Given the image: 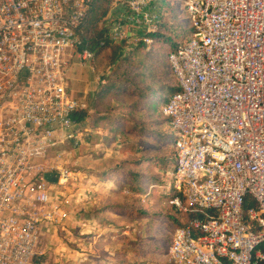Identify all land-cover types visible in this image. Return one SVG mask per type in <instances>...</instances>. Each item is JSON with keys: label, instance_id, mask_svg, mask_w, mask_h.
Here are the masks:
<instances>
[{"label": "built area", "instance_id": "built-area-1", "mask_svg": "<svg viewBox=\"0 0 264 264\" xmlns=\"http://www.w3.org/2000/svg\"><path fill=\"white\" fill-rule=\"evenodd\" d=\"M92 1L0 0V264H41L44 230L68 217L60 198L77 178L58 149L87 109L67 75L99 49L80 38ZM116 1L126 23L156 30L159 0ZM185 9L190 37L169 54L180 88L163 113L175 136L170 203L196 215L175 230L169 263L264 264V0ZM127 36L111 26V39Z\"/></svg>", "mask_w": 264, "mask_h": 264}, {"label": "trees", "instance_id": "trees-1", "mask_svg": "<svg viewBox=\"0 0 264 264\" xmlns=\"http://www.w3.org/2000/svg\"><path fill=\"white\" fill-rule=\"evenodd\" d=\"M97 1H92L85 24L79 31L83 45L92 49L99 48L92 64L95 72L103 73L106 81L97 91L98 112H102V106L107 105L106 102L112 97L119 99L126 94L133 99L120 108L134 115L139 114L137 117H131L105 111L98 114L97 122L110 123L115 129L121 127L132 135L134 141L130 147L139 155L120 166H115L111 173L119 174V185L122 189L127 187L132 192L146 195L148 198L151 192L149 186L163 183L161 176L154 169H167L175 163L174 143L170 142V136L173 134L171 121L163 113V106L180 88L170 66L169 54L177 44L188 39L186 36L191 33L190 19L187 14L186 23L176 15L169 17L165 16L167 13L160 12L157 29L146 33V36L152 39L151 44L148 45L142 39L129 46L126 40H110L109 24L100 20L107 15V7L113 0H106L105 9L100 14L91 16ZM86 110L76 114L75 118L83 121L87 115ZM148 114L152 116L148 117ZM176 193L171 190L167 195H154L153 198L157 200L155 202L160 208L151 213L123 204L105 206V210H113L121 215L148 218L147 235L136 243L134 248L129 249L128 253L140 254L143 262L146 258L155 259L165 255L175 229L184 226L196 215V212H179L170 203ZM141 248H144L143 251Z\"/></svg>", "mask_w": 264, "mask_h": 264}, {"label": "rangeland", "instance_id": "rangeland-1", "mask_svg": "<svg viewBox=\"0 0 264 264\" xmlns=\"http://www.w3.org/2000/svg\"><path fill=\"white\" fill-rule=\"evenodd\" d=\"M118 2L113 0L112 4L107 7V15L100 18L102 22L111 25L115 19L124 17L123 8H120V10L114 9L115 13L112 15L111 9ZM157 4L158 9L156 8L155 12L167 13L165 16L169 17L173 14L188 23L185 0H159ZM105 6L106 0H98L96 9H94L91 16L100 14ZM145 32L146 28L144 27L140 30V35H144ZM189 37L190 32L186 39ZM126 44L130 46L128 42ZM99 83L100 79H97L92 63L88 62L83 65L77 58L72 61L67 75L68 92L71 97L86 101L89 105L88 116L91 119H87L84 125L80 129L78 128L81 134H78L74 138L75 140L69 142L68 145H62L58 149L68 152L64 155L63 162L71 169L77 179H74L72 185L61 194L62 205L68 213L67 219L63 223H56L48 227L49 231L44 230L45 237L41 245V251L43 252L41 264H115L116 262L123 264H167L169 261L167 252L162 257L146 258L147 260L144 262L140 254L128 253L129 249L134 248L136 243L147 235V218L121 215L118 220L109 218L114 223L100 221L105 225L104 228L99 226L101 223L97 219L89 222L95 214H98L102 206L113 203L141 208L150 213L160 208L156 203H153L152 206L139 198L135 199L126 195L122 191L123 189L111 190L99 186V188H96L95 186L98 183L87 181L90 178L89 175L95 174L99 168L115 166L128 158L132 160L139 155L131 149L130 144L134 140L132 135L130 137L125 129L119 128V131L120 129L122 131H120V135L116 140L115 137L110 135L111 130L108 131V135L94 134L93 137L88 135L91 132L87 130L88 126L92 130V124L97 120L99 114V108L95 101L96 91L100 87ZM132 99L131 96L126 94L120 96L119 99L114 98L113 101L109 99L106 102L107 105L102 106V112L100 113L107 111L113 104L115 107H113L114 111L112 113L137 117L139 114L134 115L128 110L120 108L124 103L131 102ZM147 116L151 117L152 115L148 114ZM98 125L103 130L106 127L105 124ZM166 130L169 131V128ZM174 141L175 136L172 134L170 142L174 143ZM106 154H108L107 157ZM53 195L56 196L54 190ZM104 232L105 234L110 233L107 235L108 237L111 236L108 241L104 240ZM112 232L117 233L116 236H112ZM143 249L141 248V251ZM81 252L85 256L80 255Z\"/></svg>", "mask_w": 264, "mask_h": 264}, {"label": "crops", "instance_id": "crops-1", "mask_svg": "<svg viewBox=\"0 0 264 264\" xmlns=\"http://www.w3.org/2000/svg\"><path fill=\"white\" fill-rule=\"evenodd\" d=\"M120 8H123V14H124V17L122 18V19H115V21H113L112 23H111V25H109V28H110V30H109V32H108V34H109V38H110V31H111V26L112 25H114L116 22H120L121 24H122V28L123 29H125V30H127V33H128V36H127V38L126 39H124V40H126L128 43H130V45H132V44H134V43H136V42H138V41H140V40H142V39H144V36H146V33H147V30H146V32H145V34L144 35H140V30H142L145 26H139V25H137V24H134V25H130V24H128V23H126V17H127V15H128V8H127V5L124 3V2H118L117 4H115V7L113 8L112 7V9H111V12H112V15L115 13L114 12V9H117V10H120ZM157 9H158V5H157V7H156ZM110 40H112V41H115V42H120V41H123V40H113V39H111L110 38ZM98 52V51H97ZM93 63V62H92ZM94 69V68H93ZM95 71V70H94ZM96 73V72H95ZM103 73H96V75H97V79L99 80L100 79V86H101V84H103V83H105V81H106V79L103 77V75H102ZM100 88V87H99ZM98 91V90H97ZM97 91H96V94H95V101H96V104H97V101H98V99H97ZM93 99V98H92ZM113 97H112V101H113ZM91 100V99H90ZM86 102V101H85ZM87 104V103H86ZM113 107H115V106H113V104H112V106L111 107H109L108 108V110L107 111H109L110 113H112L114 110H113ZM88 110H89V105L87 104V115L85 116V118L83 119V121H81V125L83 126L84 125V123L87 121V119H91V117L90 116H88ZM99 114H101V113H99ZM112 114H115V113H112ZM98 117H99V115H97V118L96 119H98ZM98 124H105L106 125V127L104 128V130L101 128V127H99L100 125H98ZM119 128H121V127H118L117 129H115L114 127H113V125H111L110 123H104V122H102V121H98L97 122V120H95V122H94V124H92V130H90V128H89V126H88V128H87V130L88 131H91L90 133H88V135L90 136V137H93V135L94 134H100V135H104V134H107L108 135V131H110L111 130V134L110 135H112V137H115V140H116V138L120 135V131H122V129H120V131H119ZM86 130V131H87ZM119 132V133H118ZM129 134V133H128ZM129 136L131 137V135L129 134ZM118 140V139H117ZM118 142V141H117ZM107 155L108 154H106V157H107ZM100 157H102V156H100ZM127 160H131V158H128V159H126V160H124V161H122V162H120L119 164H117V165H115V166H120L123 162H125V161H127ZM115 166H110V167H102V168H99L97 171H96V173L94 174H90L89 175V179L87 180V181H89V182H95V183H98V185H96L95 187L96 188H99V187H101V188H105L106 187V189H113V190H115V189H118V188H120V189H122V187H120V185H119V182H120V177H119V174H115V173H111V171L113 170V168H115ZM174 169H175V163H172L167 169L166 168H155L154 169V171L158 174V175H160L161 176V178H162V180H163V183L162 184H156V185H150L149 186V191H151L150 192V194H149V197L147 198V196L146 195H139V194H137V193H134V192H132L130 189H128L127 187H124L123 188V192L126 194V195H128V196H131V197H134L135 199H137V198H140V200L141 201H143V202H146V203H150V205H152L153 206V203L155 202V201H157L156 199H154L153 198V196L154 195H167V194H170L171 193V190H174V192L176 193V190H175V188H174V179H173V173H174ZM157 170V171H156ZM106 176H108V177H106ZM94 186V185H93ZM99 186V187H98ZM154 187V188H153ZM156 190V191H155ZM171 198V197H170ZM169 198V199H170ZM156 203V202H155ZM157 204V203H156ZM111 205H114V203L113 204H111ZM105 206L106 205H104V206H102V208L99 210V212H98V214L96 215H94V218L93 219H90L89 220V222H91V221H93L94 219H97V221L98 222H100V221H106L107 223H114V222H111L110 220H109V218H111V219H113V220H118V219H120V216H121V214L120 213H116L115 211H113V210H105ZM107 206H110V205H107ZM109 215V216H108ZM147 221H148V218H147ZM101 223V222H100ZM147 223V222H146ZM99 226H101V227H103L104 228V224H99ZM176 230V229H175ZM104 231V230H103ZM108 232H110V231H108ZM175 232V231H174ZM103 233V232H102ZM107 233V232H106ZM110 233H108V234H105V232H104V240H109V238H111V236L110 237H108L107 235H109ZM116 234L117 233H115V232H112V236L113 235H115L116 236ZM113 239H114V237H113ZM77 253H79V252H77ZM167 253H168V250H167ZM80 255H82V256H85V254L84 253H80ZM168 255V254H167ZM105 263V262H104ZM106 264V263H105ZM161 264H163V263H161ZM167 264H170L169 263V261L167 262Z\"/></svg>", "mask_w": 264, "mask_h": 264}]
</instances>
